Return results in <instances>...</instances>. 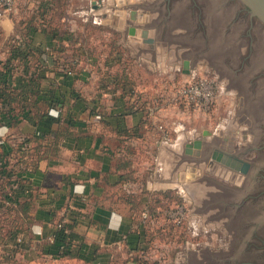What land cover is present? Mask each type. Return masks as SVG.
<instances>
[{
  "label": "crops",
  "instance_id": "crops-1",
  "mask_svg": "<svg viewBox=\"0 0 264 264\" xmlns=\"http://www.w3.org/2000/svg\"><path fill=\"white\" fill-rule=\"evenodd\" d=\"M75 4L90 9L74 11ZM192 5L184 0H18L12 17L0 20L5 38L21 36L28 43L26 49L20 46L27 58L13 60L10 74L0 64V88L6 90L5 100L0 91V180L10 181L3 193L15 198L18 223L15 237L0 246V264L32 250L87 264H149L157 260L146 240L150 226L134 221L135 202L126 197L140 195L144 205L159 204L170 190L190 201V213L198 217L187 224L194 240L176 252L172 264L218 262L197 240L207 234L205 227L228 225L207 220L224 211L205 202L207 189L208 196L216 193L210 188L213 180L198 172L200 153L208 144L210 151L233 154L235 122L225 119L215 132L203 131L190 143L182 109L167 106L155 117L148 114L167 82L156 75L159 52L168 53L170 61L202 50V39L199 46L193 41L196 29L185 31L194 19ZM32 14L35 28H14ZM40 115L57 123L47 129L37 121ZM157 127L172 131L173 139L163 141ZM21 142L32 164L15 153ZM188 168L196 174L184 182ZM59 225L71 236L67 256L60 255L62 247L54 240ZM241 228L234 225L235 232Z\"/></svg>",
  "mask_w": 264,
  "mask_h": 264
},
{
  "label": "rangeland",
  "instance_id": "rangeland-1",
  "mask_svg": "<svg viewBox=\"0 0 264 264\" xmlns=\"http://www.w3.org/2000/svg\"><path fill=\"white\" fill-rule=\"evenodd\" d=\"M184 1L195 2L196 4L194 7L192 5L194 19L188 22L189 27L186 28L185 31L189 33L192 31V28L196 29L198 35H194L193 41L197 46L200 45L199 42L201 43V41H199L200 38H202V42L207 39L205 42L206 51L204 50V55L198 58L193 56L191 52H187V54H185L187 58L179 57L178 60L170 59V61L168 60V53L164 51V53L159 52L160 55L157 57L156 75L160 81L164 79L167 82L169 78H174L173 80L177 79L175 81L178 82L190 80L194 77L216 78L222 86H224L223 92L225 94H222L220 100L210 113L202 116L192 111L182 110L185 115L184 123L186 122L188 125V127H186L187 139H190L191 143V141L201 138L203 131L208 133L215 132L225 119L229 122L234 120L236 127H233L235 131L232 133H234L236 137L231 139V141H233L232 152L238 153L244 149L242 145L248 144L251 138H254L255 130L252 128V124H255V119L259 118L261 115L264 116V33L255 29L254 23L249 34L250 39L243 38L244 35L247 34L249 22L243 10H240L241 8L237 9L234 1ZM211 2L216 3L214 4L216 6L213 7L214 5L212 6ZM71 9L74 11L85 9L86 11L89 10L90 7L88 5L79 6L75 4L72 5ZM233 17H236V19L233 20ZM32 18L33 14L24 16V18L14 23V28L19 30L31 26ZM1 23L2 21H0V64L7 59V51L9 50V46L12 45L10 39L5 38L4 33L6 28ZM199 25L204 28L203 36H201ZM97 40L99 43H103L101 39ZM195 40H197V42ZM245 58L247 61H244ZM174 60L177 64H174ZM211 60L219 61L218 66L214 65L213 67L210 63ZM216 69L218 71H216ZM253 76H255V78L250 80ZM162 93L163 91L161 94ZM171 138L173 139L172 131L168 134V140H171ZM197 144L199 145V143ZM207 161L208 162H205L206 164H203V166L200 164L202 168L198 172L201 176L210 177L211 180L224 186L235 185L236 187L238 185L239 181L233 183L230 180L229 174L231 172L229 170L221 168L218 164H213L214 161H212L210 157ZM209 163L212 164L210 165ZM195 174V168H188L182 176L183 181L190 182ZM223 175H225V178H223ZM210 188L213 189L212 193H216L215 197L219 200L218 202L221 205L228 203L229 200H221V197H218L222 196V193H224L222 187L216 188L210 186ZM168 192L169 194H167L164 202L161 201L158 204L159 200H151L150 206L153 207V204H158V208L155 207L154 213H147L151 229L149 231H153L155 234V240L153 239L154 243L151 245V252H154L157 257V260H151L149 264H172L175 254H177L179 250L183 251L185 249L184 246L194 240L191 239L192 229L187 226L189 220H192L195 224V220L198 219L197 214L192 215V213H190L192 212L193 204L190 201H183V198L177 195L175 190H170ZM207 201L211 202L212 198L209 196ZM134 202V214H139L142 209H145L146 206L149 205L148 203L145 205L142 204L140 195L134 197ZM256 204L260 206L254 205L252 209L246 208L235 213L230 210V212H224L222 216L221 214L214 216V220H210L204 215V218H207L209 222L213 221L212 224L217 225L218 222L222 221L228 223L222 230L217 226L205 227L204 229L207 231V234L200 233L197 239L198 241H202L199 246L207 248V251L214 254L213 256L216 257L215 260L218 261H216V264H227L229 261L235 264H264V247H261L262 240L264 241V222L261 223V221L264 220V209L262 207L264 205V199H261L260 202H256ZM180 205H185L189 214L193 217H188L187 222L178 227L175 226L172 221H165V213L167 210L176 208ZM153 214H155V216ZM247 221H253L254 223L253 225L236 229V232L234 231V225L238 226L239 223ZM2 223L3 217L1 214L0 224ZM254 232L257 239H252ZM238 234L240 237H238ZM17 255L18 253H16L12 259L4 260L3 263L87 264L69 258L52 259L42 252L34 250L29 251L22 258ZM205 263L206 261L204 260V264Z\"/></svg>",
  "mask_w": 264,
  "mask_h": 264
},
{
  "label": "flooded vegetation",
  "instance_id": "flooded-vegetation-1",
  "mask_svg": "<svg viewBox=\"0 0 264 264\" xmlns=\"http://www.w3.org/2000/svg\"><path fill=\"white\" fill-rule=\"evenodd\" d=\"M233 2V0H231ZM200 8V7H199ZM237 9H240L238 7ZM242 10V9H240ZM239 10V11H240ZM201 12V9H200ZM245 15L247 16L246 12L243 11ZM201 16V15H200ZM236 17H233V20H235ZM247 21L249 22V27L247 30V34L244 35V39H250V31L252 30V25L254 24L253 20L249 19L247 16ZM199 29L201 31V36L204 35V28L203 26L199 25ZM241 37V36H240ZM202 39V38H201ZM207 40V39H206ZM203 42V49L199 54L196 55V58L200 57L201 55H204V50L206 51L205 42ZM252 42V41H251ZM209 54V53H208ZM208 56V55H207ZM244 61H247L245 58ZM226 62V61H224ZM210 63L213 65H217L219 61L217 60H211ZM216 71H218L216 69ZM255 76L251 77L250 80L254 79ZM216 79V78H215ZM217 80V79H216ZM255 124H252V128L255 130L254 138H251L248 144L242 145L244 146V149L242 151H239L238 153L233 154H224L222 152H219L215 148L211 149L208 144H205L203 149L201 150L200 155H202V161L201 164H206L205 162H208V158L215 157V160L213 164H218L221 168L225 170H229L231 173L229 174V178L233 183H238V185L235 187L228 185L229 187H225L222 184H218L215 181L211 184L212 186L219 188L222 187V189L225 191V194L222 193L221 200H229L228 203L221 205L218 201V199L212 194L210 198H212V201H207L209 199V196L207 195V190L205 194V202L208 203L209 207H215L219 208L222 207V210L227 213L232 210L235 212H240L243 209H252L254 205H257L256 202H260L261 199H264V116L261 115L259 118L255 119ZM258 120V121H257ZM209 152V155H207ZM208 156V157H207ZM211 165V164H210ZM238 168L240 171L239 173L232 174V168ZM223 178H225V175H223ZM259 187V188H258ZM258 188V189H257ZM260 206V205H257ZM264 209V205L262 206ZM224 212L222 215H224ZM221 215V216H222ZM264 216V215H263ZM261 221V223H263ZM253 221L249 222H242L239 223L237 226L238 228L241 227H247L248 225H253ZM252 239H257V236L254 232L252 235ZM261 247H264V241L262 240ZM227 264H235L234 262L231 263L230 261ZM240 264H250V263H240Z\"/></svg>",
  "mask_w": 264,
  "mask_h": 264
},
{
  "label": "built area",
  "instance_id": "built-area-1",
  "mask_svg": "<svg viewBox=\"0 0 264 264\" xmlns=\"http://www.w3.org/2000/svg\"><path fill=\"white\" fill-rule=\"evenodd\" d=\"M17 3L18 0H0V20L10 19L16 11ZM165 85L163 93L148 107L150 117H155L167 106L206 115L212 111L222 96L223 86L215 78L194 77L181 82L170 80ZM157 128L163 134L162 140L168 142V132L163 127ZM188 215L185 205H180L166 211L165 221H172L175 226L180 227L187 222ZM142 218L148 219L146 212Z\"/></svg>",
  "mask_w": 264,
  "mask_h": 264
},
{
  "label": "trees",
  "instance_id": "trees-1",
  "mask_svg": "<svg viewBox=\"0 0 264 264\" xmlns=\"http://www.w3.org/2000/svg\"><path fill=\"white\" fill-rule=\"evenodd\" d=\"M53 11H54V9L51 8L49 13H51V15H53L54 14ZM34 15H33V18L31 20L32 21L31 26L25 27L24 29L29 30L31 28L36 27ZM44 23H45V21L42 19L41 25L42 24L44 25ZM10 41H11L12 45L9 46V50H8L9 53L7 51V59L4 61V64H2V66H1V68L5 74H8V73L10 74L12 72L13 60H15L17 58L19 60H22V59L27 58V56H28L25 53H23L24 51L22 52L20 50V46H22L21 43H23L24 47L27 46V44H28V43H26L25 40H22L21 36H19L18 40L13 39ZM25 49H26V47H25ZM8 54H10V55H8ZM1 86L4 88V85H1ZM0 91H1V98L5 100V98H4V95L6 93L5 88L4 89L0 88ZM6 97H8L7 94H6ZM9 99L12 100L11 97L7 98V100H9ZM35 118H37V117H35ZM37 121L42 123V126L46 127L47 129H49V127H51L54 123H57L56 119H53L52 117H49L47 115H43V116L40 115L38 117ZM148 121H149V119H148ZM47 133H48L47 131L43 132L42 135L40 136V139H43L47 135ZM156 133L159 136V138L162 139V136H163L162 132L159 130ZM168 134H169V132H168ZM20 144H21V147H19V145H17L15 153L20 157V159H23V157H25L26 158L25 162L28 161L29 164H32L34 160L30 161V159L28 158L32 154L29 152V150L26 151L27 148H26L24 142H21ZM0 173H1V170H0ZM9 187H10V181L8 179L7 180L6 179L0 180V215L2 214V217H3V223L0 224V246H4V245L8 244L9 241H11L10 239H8V237L11 236L13 239L15 237V235L18 233L17 216H16V212H14V210L16 209V205H17L15 198L12 195H8V194L4 195V193H3V191H5ZM126 198L131 201L130 203H132V202L134 203V197L132 195H127ZM150 204L147 205L145 209H142L139 212V214L138 213L134 214L135 207L132 209L131 216H133L134 221L136 223H138V225L139 224H143L144 226L149 225V219L144 220L142 218V215L145 212L146 213H154L155 207H157V205H158V204H153L152 205L154 207L153 208L150 206ZM157 208H156V210H157ZM153 215L155 216V214H153ZM8 222H10L11 225H8ZM70 238H71V236H69L66 233L65 226L59 225V229L56 230L54 233V240L56 243L60 244L62 247V252L60 253L61 256H67L68 255L67 249H68L69 244L71 242ZM154 238H155L154 232L148 231V233L146 234V240L150 245H152L154 243V240H155ZM139 262L142 264L141 261H139Z\"/></svg>",
  "mask_w": 264,
  "mask_h": 264
},
{
  "label": "water",
  "instance_id": "water-1",
  "mask_svg": "<svg viewBox=\"0 0 264 264\" xmlns=\"http://www.w3.org/2000/svg\"><path fill=\"white\" fill-rule=\"evenodd\" d=\"M236 3V7H240L243 11L246 12L249 19L253 20L255 23V29L262 31L264 33V0H233ZM132 33V30H130ZM141 38L145 39V32L142 33ZM213 156L211 160H215ZM212 164V163H209ZM234 170L232 174L236 176L239 173L238 168H232Z\"/></svg>",
  "mask_w": 264,
  "mask_h": 264
},
{
  "label": "bare ground",
  "instance_id": "bare-ground-1",
  "mask_svg": "<svg viewBox=\"0 0 264 264\" xmlns=\"http://www.w3.org/2000/svg\"><path fill=\"white\" fill-rule=\"evenodd\" d=\"M244 139V138H243Z\"/></svg>",
  "mask_w": 264,
  "mask_h": 264
}]
</instances>
